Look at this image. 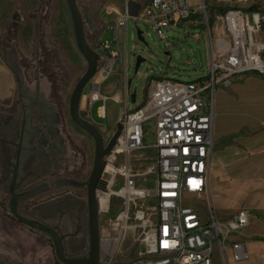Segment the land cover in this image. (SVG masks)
<instances>
[{
  "label": "rangeland",
  "instance_id": "rangeland-1",
  "mask_svg": "<svg viewBox=\"0 0 264 264\" xmlns=\"http://www.w3.org/2000/svg\"><path fill=\"white\" fill-rule=\"evenodd\" d=\"M76 2L81 13L83 15L85 13L87 17L85 35L91 48L97 47L98 37L113 40L112 26H105L106 23H104L100 32L102 18L110 20L114 17V14L104 13V10L106 7L115 10L123 9L126 0H76ZM189 3L197 5L195 8L197 13L188 18L191 20H184L181 24L171 23L164 29V39L157 36L143 17L142 8L137 18L127 17L125 24L118 28L121 55L117 54L114 59L113 73L104 79L96 73L83 88L79 104L80 115L99 128L104 142L114 132L118 116L123 110H133L143 102L151 77H167L179 81L197 80L208 72L210 45L215 48V41L218 39L226 43L230 42L228 31L219 19L222 7L216 6L215 0H189ZM201 3L205 5L208 22L211 20L209 35L206 25L201 22V16L198 15V7H201ZM250 6L254 7L251 11L258 13L260 17V29L255 30L254 37L264 41V0L246 1L245 8ZM12 15L18 20L13 19ZM137 30L141 32L142 40L137 38ZM2 37H5L6 45L15 46L20 64L28 65L25 71L28 81H32L37 72L43 86L51 85L52 90L56 91L73 137L77 141H82L88 148L89 160L92 162L93 141L91 137L72 121H68V98L75 82L85 71L86 63L74 46L64 0H0V38ZM116 48V43L113 41L110 49ZM219 53L215 52V55ZM137 55L145 60L134 72V61ZM36 56L39 57L38 70L34 68L37 64L34 60ZM124 78L130 79V91L135 92L134 102H131L130 98L124 102L122 96ZM94 84H99V92L102 95L106 94L110 97L117 92L121 96L120 102H115L113 99L106 100L105 118L99 117L96 111L103 100L93 101L87 107V100ZM145 128V143H152L151 120L145 123ZM153 155L154 152L150 146H144L128 155L135 172L130 178L128 202L126 203L129 209V219L126 222L136 226L128 229L120 241L109 245L106 241L118 233L113 228L116 222H119L117 217L124 207L123 198L118 194L108 196L107 209L98 211L101 264L116 261L123 264H135L141 257L143 225L145 222L151 223L155 215L152 200ZM121 161L117 158L115 164L119 165ZM102 177L108 181L111 175L103 172ZM215 178V155L213 154L209 175V199L205 197L200 201L199 206L203 212L206 211V205L207 209L212 207L218 217H229L237 203L228 194H226V199L224 198ZM119 184L117 181L113 182L111 189L118 192ZM101 195L104 193L99 191L98 197ZM5 201L6 196L0 192V262L2 264H24L25 261H29L33 264H60L54 255L52 242L47 234L30 229L17 221L7 220L6 222V219L12 216L7 213ZM11 251L16 258L15 261L7 257L8 254L11 255ZM212 264H223V258L216 247L212 254Z\"/></svg>",
  "mask_w": 264,
  "mask_h": 264
},
{
  "label": "built area",
  "instance_id": "built-area-1",
  "mask_svg": "<svg viewBox=\"0 0 264 264\" xmlns=\"http://www.w3.org/2000/svg\"><path fill=\"white\" fill-rule=\"evenodd\" d=\"M215 1L216 6L226 8L219 14V19L228 31L230 42L218 39L215 41L216 49L210 45L208 72L197 80L151 77L143 102L133 110L124 109L118 116L117 122L122 125L120 134L104 156L110 169L103 172L110 173L111 178L106 180L105 191L100 192L107 197L118 194L123 198L124 207L117 217L119 222L113 228L118 231L112 237L117 242L131 229V224L126 222L129 219L126 203L130 178L135 171L128 155L144 146H150L154 152L152 200L155 215L151 223L143 225L142 254L135 264H212L215 247L221 255L229 247L236 261L246 258L241 243L232 238L247 225L248 211L240 208L229 218L220 219L212 207L207 209L205 205L206 211L203 212L199 203L205 197L209 199L215 91L236 74L254 72L264 76V41L254 37L255 30L260 29V17L245 8L248 0ZM196 6L189 0H148L142 11L157 36L164 39V29L171 23L181 24L195 15ZM138 12L133 18H137ZM104 13L114 14V19L111 21L113 40L98 37L94 49L100 57L96 73L103 79L113 73L114 59L117 54L121 55L117 30L128 17L124 8L106 7ZM198 15L209 35L204 3L198 7ZM113 41L117 48L111 50ZM215 52L220 53L217 56ZM130 92L124 78V102ZM107 97L99 92V84H94L87 107L93 101L103 100L96 111L99 117L105 118ZM112 99L120 102L121 96L113 95ZM150 120L153 142L146 144L145 123ZM117 158L122 160L119 165L115 164ZM115 181L120 183L118 192L111 189Z\"/></svg>",
  "mask_w": 264,
  "mask_h": 264
},
{
  "label": "flooded vegetation",
  "instance_id": "flooded-vegetation-1",
  "mask_svg": "<svg viewBox=\"0 0 264 264\" xmlns=\"http://www.w3.org/2000/svg\"><path fill=\"white\" fill-rule=\"evenodd\" d=\"M16 51L14 45H6L5 37L0 38V60L15 80V100L10 108L11 113L0 116V130L13 132L11 140H3L1 157L0 192L6 196L7 213L14 170V191L17 193L45 184L42 191L29 198L21 200L18 197V212L44 222L65 235L63 247L66 256L85 257L89 247V214L84 182L92 166L88 148L73 137L50 82V86H43L37 72L34 79L28 81L25 75L28 65L20 64ZM38 56L34 58L36 70L40 67ZM68 121H71L70 117ZM58 179H72L76 185H57ZM98 195L99 190L95 189L97 213ZM7 220L17 221L13 217ZM101 256L100 247V260Z\"/></svg>",
  "mask_w": 264,
  "mask_h": 264
},
{
  "label": "crops",
  "instance_id": "crops-1",
  "mask_svg": "<svg viewBox=\"0 0 264 264\" xmlns=\"http://www.w3.org/2000/svg\"><path fill=\"white\" fill-rule=\"evenodd\" d=\"M133 1L139 4V10L148 2ZM12 18L18 20L13 15ZM113 19L103 17L100 32L103 24L111 26ZM14 92L13 75L0 60V116L11 113ZM113 95L118 96V93L110 96ZM212 135L217 186L225 199L228 194L237 203L229 217L240 208H245L249 214L247 225L232 238L241 243L246 258L234 260L232 250L227 247L223 255L220 254L223 264H264V76L254 72L236 74L226 85L216 89ZM12 138V130H0V173L3 140ZM10 253L7 257L15 261L13 252ZM24 264L33 263L25 261Z\"/></svg>",
  "mask_w": 264,
  "mask_h": 264
},
{
  "label": "water",
  "instance_id": "water-1",
  "mask_svg": "<svg viewBox=\"0 0 264 264\" xmlns=\"http://www.w3.org/2000/svg\"><path fill=\"white\" fill-rule=\"evenodd\" d=\"M65 7L68 13L71 34L73 38L74 46L80 56L86 63L85 71L75 82L69 98H68V114L71 121L78 128L83 130L87 135H89L93 141V161L91 170L87 180L84 182L87 188V202H88V214H89V247L87 256L85 257H68L64 253L63 238L65 235L59 233L57 229L44 222H40L36 219L29 218L21 215L17 210L18 197L22 200L23 198H29L36 193H39L44 189L45 184H39L33 188L27 189L20 193L14 191V183L16 179L15 170L13 172V177L11 178L9 192L10 199L8 202V212L15 218L19 223L24 226L34 229L40 232H44L48 235L52 242L54 255L60 264H101L100 260V247L101 238L99 237V229L97 222V207H96V197L95 189L99 191H105L106 180L102 177L105 159L104 156L113 147L116 138L120 134L122 125L120 122H116L115 130L112 135L104 142L103 136L99 128L93 124L88 119L82 117L79 113L80 98L85 85L90 81V79L97 72V64L99 60V54L91 48L87 42L85 35V22H87V17L81 13L76 0H64ZM139 4L133 0H126L124 9L129 17H135L139 10ZM97 27L96 25H92ZM137 38L142 40L141 32L137 30ZM145 59L139 55L135 57L134 61V72L137 71L140 63ZM130 79L127 80V85L129 86ZM131 102L135 100V92L132 91L129 94ZM57 185L63 186H75L76 182L72 179H58L56 181ZM110 264H123L122 262H112Z\"/></svg>",
  "mask_w": 264,
  "mask_h": 264
},
{
  "label": "bare ground",
  "instance_id": "bare-ground-1",
  "mask_svg": "<svg viewBox=\"0 0 264 264\" xmlns=\"http://www.w3.org/2000/svg\"><path fill=\"white\" fill-rule=\"evenodd\" d=\"M129 17V16H128ZM107 99L108 100H110V99H112V96H110V97H107ZM106 99V100H107ZM106 110V109H105ZM108 169H110V165L109 164H105V167H104V171H106V170H108ZM107 201H108V199H107V194H104V195H101L100 197H98V207H99V209L100 210H103V211H105L106 209H107V207H108V204H107ZM133 213V212H132ZM122 222H124V221H122ZM136 225H129V227H135ZM112 242L113 243H115V241H114V239L111 237V239L110 240H108V241H106V243L107 244H109V245H111L112 244Z\"/></svg>",
  "mask_w": 264,
  "mask_h": 264
},
{
  "label": "trees",
  "instance_id": "trees-1",
  "mask_svg": "<svg viewBox=\"0 0 264 264\" xmlns=\"http://www.w3.org/2000/svg\"><path fill=\"white\" fill-rule=\"evenodd\" d=\"M225 9H226V8L222 7V8L220 9V10H221L220 12L222 13ZM247 9H248L249 11H251V10H254V7L250 6V7H248ZM210 22H211V20H210ZM210 22H209V23H210Z\"/></svg>",
  "mask_w": 264,
  "mask_h": 264
}]
</instances>
